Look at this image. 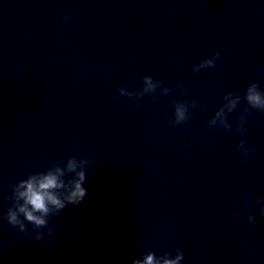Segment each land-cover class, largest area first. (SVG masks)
I'll list each match as a JSON object with an SVG mask.
<instances>
[{
  "label": "clouds",
  "instance_id": "clouds-1",
  "mask_svg": "<svg viewBox=\"0 0 264 264\" xmlns=\"http://www.w3.org/2000/svg\"><path fill=\"white\" fill-rule=\"evenodd\" d=\"M63 19H69V15H65ZM220 57V52H215L210 58L201 60L198 64L193 65V71L199 73L203 69L215 67L216 61ZM142 88L136 92L130 91L128 88L120 86L117 88V95L113 100H119L121 96H126L130 100H139L144 96H151L152 103H156L159 96L171 94L172 89L164 87L162 82L155 80L151 75L142 77ZM157 88H162V94H157ZM177 88L181 90L182 95H187L183 90L182 84H177ZM229 96L235 98L230 101L226 106L221 107L215 112L214 116L207 122V126L222 127L228 132H232V125L228 121V114L232 113L240 104L241 97L237 92H226L222 99L227 100ZM244 99L246 106L243 108V115L239 118L235 132L239 135H244L247 132L245 123L249 109L264 112V91H262L257 83H251L247 86ZM173 114L168 119L170 127L184 125L192 118L188 113V105L193 107L198 105L196 100L181 101L173 100ZM200 108L204 105L199 104ZM217 118L220 119V125L217 126ZM190 130V129H189ZM246 142L241 140L236 146L241 152L243 159L246 161L248 155L254 148L245 146ZM92 163L91 160L84 157L79 158L77 162L76 156L67 158L66 167H63V160L54 161L46 170L39 172H29L26 178L20 179L16 184L11 186V195L7 197L12 201L4 214V219L9 225L17 228L20 233L25 237L29 235L26 223L33 226L34 239L36 241L45 240L44 232L42 229L47 228V235L53 236L52 228L48 227L50 217L60 215L63 210L69 205H79L88 195L87 189L83 186L86 181L85 166ZM257 205L261 216H264V197L256 198ZM247 207V212L244 217L249 225H255L256 219L253 210L248 201H241ZM230 219H236L241 216V212L237 209L228 214ZM26 244H31L30 240L25 239ZM242 247H247L242 244ZM184 254L180 248L175 250V255L165 252L161 256H157L155 251H148L143 254V260L132 259L131 264H182Z\"/></svg>",
  "mask_w": 264,
  "mask_h": 264
}]
</instances>
